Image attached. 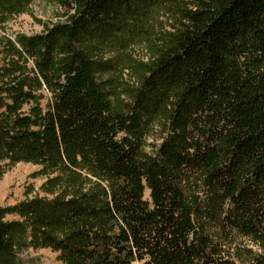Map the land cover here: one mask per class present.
I'll return each mask as SVG.
<instances>
[{
    "label": "trees",
    "instance_id": "1",
    "mask_svg": "<svg viewBox=\"0 0 264 264\" xmlns=\"http://www.w3.org/2000/svg\"><path fill=\"white\" fill-rule=\"evenodd\" d=\"M131 1L62 0L63 21L19 40L35 69L23 82L1 73L0 152L70 162L106 184L101 205L69 201L67 264H239L246 254L264 264V252L244 248H264V0H197L174 46L117 109L96 75L109 65L77 43L117 29ZM168 100L161 141L145 151ZM12 251L0 210V255Z\"/></svg>",
    "mask_w": 264,
    "mask_h": 264
},
{
    "label": "rangeland",
    "instance_id": "2",
    "mask_svg": "<svg viewBox=\"0 0 264 264\" xmlns=\"http://www.w3.org/2000/svg\"><path fill=\"white\" fill-rule=\"evenodd\" d=\"M196 4L197 0H132L131 7L121 13L117 29L80 36L78 47L90 58L109 65L96 75L105 82L115 108L124 109L133 101L152 66L176 43L186 9ZM63 12L62 0H0V68L7 67L0 71V78L1 73H9L13 82H23L33 75L36 53L28 55L19 40L63 21ZM39 93L46 108L51 94L47 90ZM171 103L166 101L158 111L146 136L145 151H152V144L161 141ZM20 107L25 112L29 105ZM5 109L0 107V117ZM15 158L0 152V210L13 225V251L1 253L0 264H67L74 258L69 248L73 241L67 237L69 201L81 197L101 205L106 184L70 162L53 168L37 157ZM145 195L150 196L149 189ZM63 240L68 247L61 244ZM247 242L244 248H252L258 255L264 252L257 243ZM254 257L243 255L239 264H251Z\"/></svg>",
    "mask_w": 264,
    "mask_h": 264
}]
</instances>
